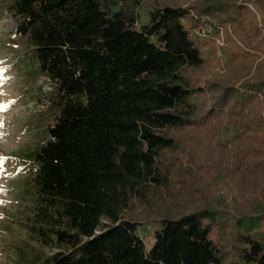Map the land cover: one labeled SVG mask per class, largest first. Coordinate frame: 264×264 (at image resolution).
<instances>
[{
    "label": "trees",
    "instance_id": "trees-1",
    "mask_svg": "<svg viewBox=\"0 0 264 264\" xmlns=\"http://www.w3.org/2000/svg\"><path fill=\"white\" fill-rule=\"evenodd\" d=\"M142 2L6 3L11 39L30 49L51 85L45 139L27 154L31 231L59 249L47 264H264V210L226 217L174 200L201 197L193 186L205 175H229L261 207L264 31L252 11L228 0L157 5L140 23ZM202 23L233 27L243 44L224 83L197 74L209 61L190 26ZM233 125L232 139L217 143L218 158L198 160V143ZM154 195L185 212L160 211ZM149 224L156 227L148 250Z\"/></svg>",
    "mask_w": 264,
    "mask_h": 264
},
{
    "label": "rangeland",
    "instance_id": "rangeland-1",
    "mask_svg": "<svg viewBox=\"0 0 264 264\" xmlns=\"http://www.w3.org/2000/svg\"><path fill=\"white\" fill-rule=\"evenodd\" d=\"M220 1L143 0L137 9L139 22H147L150 9L157 5L172 4L186 8H201ZM228 1L252 11L256 15L259 28L264 31V0ZM7 2L8 0H0V69L4 70L0 74V264H47L46 259L59 249L51 238H46L47 242L43 241L31 231L36 208L33 204V194L27 184L30 171L27 154L45 139V128L50 122V117L44 112L47 109L45 97L51 91V85L38 72L37 63L31 57L30 49L22 41L15 42L11 39L13 22L6 11ZM260 6L263 10L259 8ZM190 28L203 44V53L209 61L208 65L197 73L201 75L202 83L228 81L235 63L232 53L237 46H243L233 27H218L217 32L212 25L202 23ZM260 60L255 58L252 74ZM244 80L245 78L238 81L236 85ZM5 105L6 108L3 107ZM237 130L233 125L222 134H216L210 141L198 143V149L204 153L203 156L198 155V160L205 155L209 161L212 157L216 160L219 153L217 143L231 140ZM200 135L204 133L199 132L196 138L202 139ZM205 177V181L195 182L193 186L201 190V197L192 195L174 200L188 204L190 210L216 208L224 211L226 217L227 213L236 216L241 214L243 211L240 209L264 210V199L260 202V208L253 206L250 192L240 194L229 175ZM205 191L208 194L205 195ZM153 197H156L155 202L158 201L160 211L165 212L173 208L174 213L185 212L184 209L176 210L175 207H171L166 195L159 199L156 195ZM213 197L214 201L211 200ZM136 211L135 214H139V210ZM155 227V224H149L142 228L148 250L153 245Z\"/></svg>",
    "mask_w": 264,
    "mask_h": 264
},
{
    "label": "snow or ice",
    "instance_id": "snow-or-ice-1",
    "mask_svg": "<svg viewBox=\"0 0 264 264\" xmlns=\"http://www.w3.org/2000/svg\"><path fill=\"white\" fill-rule=\"evenodd\" d=\"M3 71H4L3 69H0V74H2V73H3ZM3 107H5V108H6L7 106L5 105V106H3Z\"/></svg>",
    "mask_w": 264,
    "mask_h": 264
}]
</instances>
